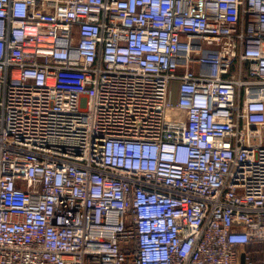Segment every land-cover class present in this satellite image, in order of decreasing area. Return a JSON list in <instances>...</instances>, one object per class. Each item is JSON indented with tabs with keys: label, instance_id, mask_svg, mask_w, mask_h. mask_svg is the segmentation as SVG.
I'll return each mask as SVG.
<instances>
[{
	"label": "built area",
	"instance_id": "obj_1",
	"mask_svg": "<svg viewBox=\"0 0 264 264\" xmlns=\"http://www.w3.org/2000/svg\"><path fill=\"white\" fill-rule=\"evenodd\" d=\"M255 242L264 0H0V264H257Z\"/></svg>",
	"mask_w": 264,
	"mask_h": 264
},
{
	"label": "trees",
	"instance_id": "obj_2",
	"mask_svg": "<svg viewBox=\"0 0 264 264\" xmlns=\"http://www.w3.org/2000/svg\"><path fill=\"white\" fill-rule=\"evenodd\" d=\"M253 249L249 247H253ZM248 250L252 253L254 260L259 264L264 257V242H255L248 245Z\"/></svg>",
	"mask_w": 264,
	"mask_h": 264
},
{
	"label": "crops",
	"instance_id": "obj_3",
	"mask_svg": "<svg viewBox=\"0 0 264 264\" xmlns=\"http://www.w3.org/2000/svg\"><path fill=\"white\" fill-rule=\"evenodd\" d=\"M254 247H255V246H253V247H249V248H252V249H253ZM246 248H247V250H248V246H247ZM248 251H249V250H248ZM263 258H264V257H263ZM263 258H262V259H263ZM254 259H255V258H254ZM256 263H257V262H256ZM242 264H243V263H242ZM257 264H258V263H257ZM259 264H262V260H261V262H260Z\"/></svg>",
	"mask_w": 264,
	"mask_h": 264
},
{
	"label": "rangeland",
	"instance_id": "obj_4",
	"mask_svg": "<svg viewBox=\"0 0 264 264\" xmlns=\"http://www.w3.org/2000/svg\"><path fill=\"white\" fill-rule=\"evenodd\" d=\"M174 84H176V83H174Z\"/></svg>",
	"mask_w": 264,
	"mask_h": 264
}]
</instances>
